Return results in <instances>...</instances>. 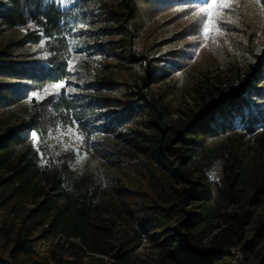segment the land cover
<instances>
[{"label":"trees","instance_id":"obj_1","mask_svg":"<svg viewBox=\"0 0 264 264\" xmlns=\"http://www.w3.org/2000/svg\"><path fill=\"white\" fill-rule=\"evenodd\" d=\"M173 1L183 0H125L119 10L110 8L106 0H75L67 8L59 0H0V37L23 30L15 45L43 44L46 52L41 62L23 63L14 57L10 44L0 48V112L29 92L66 81L71 38L82 30L93 38L99 54L128 45L131 63L145 67L135 91H125L120 98L81 93L69 97L61 92L47 97L30 117L10 125L0 135V169L7 173H0V210L20 218L10 251L17 264H62L54 251L35 259L37 242L57 234L66 220L75 221L72 236L86 237L91 219L95 196L83 192L84 182L74 180L66 164L67 177L58 194L66 204L51 218L48 229L44 228L50 217L46 202L27 209L22 201L32 179L43 169L26 153L14 162L15 149L26 134L40 133L54 121H75L84 134L82 147L96 159L116 168L127 165L141 173L149 188L120 189L126 198L123 212L162 250L165 261L234 264L232 249L239 246V264H264V166L250 169L230 157L225 159L219 181H193L199 161L194 150L186 147L188 143L204 146L212 137L237 130L246 136L264 130V51L257 55L238 88L223 93L203 113L175 130L171 125L173 101L151 89L166 73L156 59L139 53L134 23L142 6H165ZM113 20L119 24L109 25ZM96 22L99 25L93 30L84 29ZM116 32L124 37L102 41ZM95 84L99 91L115 86L104 79ZM191 204L196 212L190 210ZM37 229L40 231L35 234ZM0 264L13 263L0 255Z\"/></svg>","mask_w":264,"mask_h":264},{"label":"rangeland","instance_id":"obj_2","mask_svg":"<svg viewBox=\"0 0 264 264\" xmlns=\"http://www.w3.org/2000/svg\"><path fill=\"white\" fill-rule=\"evenodd\" d=\"M59 1L62 7L67 8L75 0ZM106 2L110 8L119 10L125 0ZM217 3H221V0H217ZM227 4L230 8L225 7L223 11L213 9L214 20L206 42L202 39L199 23L204 18L203 14L197 11L193 15L194 10L204 7L203 0L197 3L183 0L165 6H142L139 17L134 21L138 27L135 44L139 53L146 58L156 59L166 73L163 79L151 85V89L173 101L171 125L175 130L212 106L214 99L238 88L251 71L257 55L264 51V0H227ZM118 24V20L109 23L112 26ZM98 25L96 22L84 29L90 31ZM23 35V30L3 33L0 48L10 44L14 57L23 63L44 59L46 52L43 44H14ZM123 37L116 32L102 41ZM93 41L83 30L72 36L71 71L68 79L62 82L65 89L71 87L74 91L67 93L65 89H60L59 92L69 97L81 93L120 98L125 91H135L142 83L145 67L131 63L129 46L125 45L113 53L99 54ZM101 79L112 81L114 88L96 89L95 83ZM55 91L49 84L4 108L0 112V135L10 125L30 117ZM32 133L24 136L12 160L18 161L26 153L43 169L32 179L22 201L27 209L46 202L50 217L44 228L48 229L51 218L66 204V200L58 196L60 185L67 177L65 164L74 180L84 182L83 192L95 196L86 237L72 236L75 221L66 220L60 224L57 234H49L37 242L38 254L35 259L54 251L64 264H171L162 258V250L140 233L130 216L123 212L126 198L120 195V189L149 188L141 173L127 165L116 168L105 160L93 157L78 140L81 132L76 124L54 121L37 133L36 140H33ZM203 144L186 145L194 150L199 161L193 172V181H219L225 159L230 157L247 164L250 169L264 166V130L253 136L242 135L237 130L228 135L212 137ZM0 173L3 176L7 174L2 168ZM190 210L197 211L195 204L190 205ZM64 213L67 215L68 211ZM19 219L6 216L5 210H0V255L9 258L13 264H17V261L10 251L12 239L19 228ZM39 231L37 229L35 234ZM90 247L105 250L106 253L92 252Z\"/></svg>","mask_w":264,"mask_h":264},{"label":"snow or ice","instance_id":"obj_3","mask_svg":"<svg viewBox=\"0 0 264 264\" xmlns=\"http://www.w3.org/2000/svg\"><path fill=\"white\" fill-rule=\"evenodd\" d=\"M61 2H63V0H61ZM194 3H197L198 0H193ZM203 4L204 7H200L197 10L193 11V15H196L197 11L199 13L203 14V19L200 20V31L202 32V39L206 42L209 38V32H210V25L213 24V20H214V12L213 9H216L217 11H223L225 7L230 8V5L227 4V0H221V3H217V0H212V2L210 3L209 0H203ZM69 65H71V61H69ZM69 71H71V67H69ZM51 88L55 89L56 91L54 93H52L53 95H59L60 89H65V83L61 82V83H53L51 84ZM67 93H71L74 91V89H72L71 87H68L65 89ZM45 91H47V89H45ZM73 124H75L76 122L73 121ZM71 129H69V133H71ZM32 137L33 140H36L37 138V133L33 132L32 133ZM83 137L84 134L81 133L78 137V140H80L81 142H83ZM79 149V146H77V150Z\"/></svg>","mask_w":264,"mask_h":264},{"label":"built area","instance_id":"obj_4","mask_svg":"<svg viewBox=\"0 0 264 264\" xmlns=\"http://www.w3.org/2000/svg\"><path fill=\"white\" fill-rule=\"evenodd\" d=\"M238 247H237V249H232V253H233V257H235L237 263L239 264V261H238V258H237V250H238Z\"/></svg>","mask_w":264,"mask_h":264},{"label":"bare ground","instance_id":"obj_5","mask_svg":"<svg viewBox=\"0 0 264 264\" xmlns=\"http://www.w3.org/2000/svg\"><path fill=\"white\" fill-rule=\"evenodd\" d=\"M239 253V251L237 250V254ZM239 257V256H238ZM234 264H237L236 260H234Z\"/></svg>","mask_w":264,"mask_h":264}]
</instances>
